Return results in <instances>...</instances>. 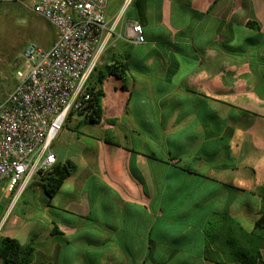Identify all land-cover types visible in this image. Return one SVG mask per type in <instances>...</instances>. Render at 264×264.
<instances>
[{
	"label": "crops",
	"instance_id": "crops-1",
	"mask_svg": "<svg viewBox=\"0 0 264 264\" xmlns=\"http://www.w3.org/2000/svg\"><path fill=\"white\" fill-rule=\"evenodd\" d=\"M105 19L97 118L51 144L74 169L52 198L0 190V237L31 264H239L264 205V0H107Z\"/></svg>",
	"mask_w": 264,
	"mask_h": 264
},
{
	"label": "built area",
	"instance_id": "built-area-1",
	"mask_svg": "<svg viewBox=\"0 0 264 264\" xmlns=\"http://www.w3.org/2000/svg\"><path fill=\"white\" fill-rule=\"evenodd\" d=\"M107 0H0L28 9L55 30L45 50L29 43L16 84L0 101V190L19 191L56 164L51 144L71 116L95 120L97 89L90 84L106 30ZM129 37L145 42L140 25Z\"/></svg>",
	"mask_w": 264,
	"mask_h": 264
},
{
	"label": "rangeland",
	"instance_id": "rangeland-1",
	"mask_svg": "<svg viewBox=\"0 0 264 264\" xmlns=\"http://www.w3.org/2000/svg\"><path fill=\"white\" fill-rule=\"evenodd\" d=\"M47 25L48 22L28 9L0 4V101L13 88L15 72L22 69V52L25 46L32 43L45 50L54 42L55 36L52 37ZM6 49L10 53L14 50L18 52L9 59ZM75 119L76 117L71 116L66 122L73 125ZM52 151L58 153L54 147ZM34 178L38 179L37 176ZM23 210L24 204L20 203L17 211L21 213ZM262 256L264 258V250Z\"/></svg>",
	"mask_w": 264,
	"mask_h": 264
},
{
	"label": "trees",
	"instance_id": "trees-1",
	"mask_svg": "<svg viewBox=\"0 0 264 264\" xmlns=\"http://www.w3.org/2000/svg\"><path fill=\"white\" fill-rule=\"evenodd\" d=\"M46 27L52 37H54L56 34L53 27L49 24ZM22 46L23 45H21V47ZM5 52L8 55V58L11 59L18 51L14 50L10 53L6 49ZM106 73L110 76L121 77L122 69L120 70L119 67H107ZM97 96L98 92L95 99L96 113ZM95 117L97 118V114ZM93 121L94 120L91 122ZM73 169L74 166L66 162L64 164H55L51 172L44 175H38L37 177L41 182L44 194L48 198H52ZM241 239L242 244L248 246V250L246 252L241 251L239 264H264L261 255V251L264 249V205L251 232L246 233L241 230ZM34 254L35 249L32 244L22 246L16 239L0 237V264H31L34 260Z\"/></svg>",
	"mask_w": 264,
	"mask_h": 264
}]
</instances>
